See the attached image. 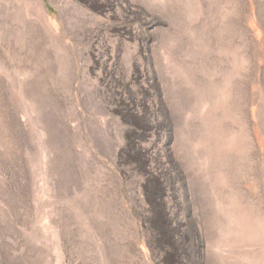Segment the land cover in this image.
Instances as JSON below:
<instances>
[{
    "label": "rangeland",
    "instance_id": "1",
    "mask_svg": "<svg viewBox=\"0 0 264 264\" xmlns=\"http://www.w3.org/2000/svg\"><path fill=\"white\" fill-rule=\"evenodd\" d=\"M0 264H264V0H0Z\"/></svg>",
    "mask_w": 264,
    "mask_h": 264
}]
</instances>
